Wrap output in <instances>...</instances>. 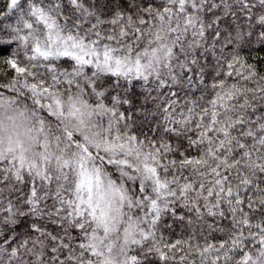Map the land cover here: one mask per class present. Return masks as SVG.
Returning <instances> with one entry per match:
<instances>
[{
	"label": "snow or ice",
	"instance_id": "1",
	"mask_svg": "<svg viewBox=\"0 0 264 264\" xmlns=\"http://www.w3.org/2000/svg\"><path fill=\"white\" fill-rule=\"evenodd\" d=\"M245 44L264 47V0H7L0 264H146L181 244L264 264V74ZM177 208L217 226L164 242Z\"/></svg>",
	"mask_w": 264,
	"mask_h": 264
},
{
	"label": "trees",
	"instance_id": "2",
	"mask_svg": "<svg viewBox=\"0 0 264 264\" xmlns=\"http://www.w3.org/2000/svg\"><path fill=\"white\" fill-rule=\"evenodd\" d=\"M6 3L7 0H0V10L6 11ZM8 55V52H2L0 53V58H6ZM241 55L248 63L255 64L257 70L264 74V47H260L255 44L251 46L245 44L241 48ZM0 90H2L3 93L7 94V96L9 97L15 95L7 89ZM137 91L139 92V90ZM175 211V216L166 214L163 217V222L161 223L157 231V235L162 236L164 242L174 243L177 240H188L190 236L195 234L196 240L202 243L203 241L201 240V232H203L204 235H207L208 232L211 231V229L208 227L209 224H212L213 227L217 226V224L214 223L213 218L211 217L205 216L204 219L196 220L194 214L187 213L183 208H177ZM180 216H183L184 219L181 220L179 218ZM189 219H192L194 223L189 224ZM227 223V220L220 222L221 225H226ZM178 249H183V251L173 249L172 253H170V255L176 257L175 259L162 261L159 259L158 255H151L149 256L146 264H200V258L198 255H189V249L186 244L179 245ZM163 250L167 251V249ZM182 255L187 256V259L181 261L179 257Z\"/></svg>",
	"mask_w": 264,
	"mask_h": 264
},
{
	"label": "rangeland",
	"instance_id": "3",
	"mask_svg": "<svg viewBox=\"0 0 264 264\" xmlns=\"http://www.w3.org/2000/svg\"><path fill=\"white\" fill-rule=\"evenodd\" d=\"M0 91H2V90H0ZM3 92V91H2ZM5 96H7V94H4ZM12 113L11 112H8L7 113V115H11ZM145 227H147L146 225H145Z\"/></svg>",
	"mask_w": 264,
	"mask_h": 264
},
{
	"label": "clouds",
	"instance_id": "4",
	"mask_svg": "<svg viewBox=\"0 0 264 264\" xmlns=\"http://www.w3.org/2000/svg\"><path fill=\"white\" fill-rule=\"evenodd\" d=\"M5 124L7 125V124H8V122H7V121H5ZM4 135H5V136H7V135H8V133H7V132H5V133H4Z\"/></svg>",
	"mask_w": 264,
	"mask_h": 264
}]
</instances>
